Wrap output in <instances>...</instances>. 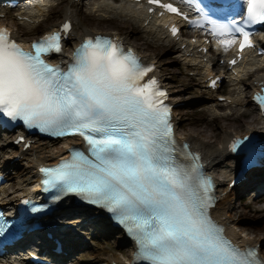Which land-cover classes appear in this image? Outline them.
Segmentation results:
<instances>
[{"label":"snow or ice","instance_id":"obj_1","mask_svg":"<svg viewBox=\"0 0 264 264\" xmlns=\"http://www.w3.org/2000/svg\"><path fill=\"white\" fill-rule=\"evenodd\" d=\"M182 2L195 5L197 19L171 3L147 0L205 28L225 51L237 42L241 53L252 48L246 29L264 25V0H205L204 7ZM70 30L65 21L25 51L0 28V114L53 137H81L86 146L72 149L55 168L40 169L44 190L106 209L135 241V259L146 264H264L255 249H241L211 218L212 181L202 174L200 157L187 144L177 145L168 95L155 77L145 79L153 66L101 36L86 37L66 70L48 63L49 54L63 51L61 32L66 38ZM170 31L176 36L179 29ZM255 100L264 110V96ZM230 150L247 152L254 161V149L242 140H233ZM10 227L0 214V236Z\"/></svg>","mask_w":264,"mask_h":264},{"label":"bare ground","instance_id":"obj_2","mask_svg":"<svg viewBox=\"0 0 264 264\" xmlns=\"http://www.w3.org/2000/svg\"><path fill=\"white\" fill-rule=\"evenodd\" d=\"M56 0H41L38 4L33 7L26 8L22 4L14 9L15 18H17V23H6L4 20L0 19V25H5L11 31V34L14 38L20 41L23 44H27L29 46L32 37L25 38L26 33H35L37 32L39 26L43 25L46 28V31H51L53 29H57L61 22L64 19H71L72 21V30L68 36V43L72 45H76L79 39L85 35H94L97 33L111 35L115 32L110 31L109 29H105L99 31L95 26H85L82 25V19L76 18V13L65 7L58 11L54 9L56 6ZM87 14L92 16L93 18H109L115 17L118 19H122L132 25H137V33H139L140 37H144L146 40L157 43H167L172 42L171 44L174 46L176 56L186 65H197L201 64L204 66V70L206 71L205 75H210L211 70L207 68L197 57L194 44L190 39L182 40L180 42L172 41L168 34L163 29V23L161 20L152 17L148 20L144 17V10L141 5H131L126 2L118 1L117 3L111 0H93L84 5ZM6 11V8H1L0 12ZM58 13L61 16L60 20H51L45 19L48 13ZM8 13V12H7ZM50 20V21H48ZM43 21H46V24H43ZM17 26L21 27V29L16 28ZM22 27L24 29H22ZM21 30V31H20ZM123 40H125L128 44H133L130 42V34L127 33H115ZM193 37V36H191ZM264 38V37H263ZM186 44V49L182 50L181 46ZM135 47V46H134ZM67 46H65V49ZM137 49V47H135ZM65 52H61L54 59V62L57 61H69L70 60V50ZM141 53V52H140ZM186 53H190L186 55ZM142 57L147 60L154 62L156 65V73L159 75L161 81L168 89L169 92V100L175 105L180 103L181 99L179 96V89H174L173 85L168 82L166 76L162 73V66L160 63L153 57L141 53ZM209 60L214 61L213 57L210 56ZM264 59L261 57L249 56L244 64L239 67H236V76H233L230 85L232 89L239 88V91L242 92L243 87L245 89H249L254 87V81L261 79L264 74L259 73L258 69L251 71L256 66H263ZM198 66V65H197ZM196 72V76L204 77L203 72ZM248 75V79L243 82L242 79L244 76ZM252 78L249 80V78ZM244 89V90H245ZM231 94V93H228ZM230 96V95H229ZM227 96V97H229ZM235 102V100H234ZM174 120L177 125L178 120L181 121V116H179V112L174 109ZM241 115H248L252 117V122L257 124L258 122L264 123V114L263 115H253V112L250 110H240ZM186 122H183V124ZM264 126V125H263ZM254 125L247 124L243 131L239 134L247 133L249 129H254ZM264 128V127H263ZM178 129V127H177ZM233 129H227L223 131V135L220 137L218 144H212V140L209 137L200 136L197 139V135H192L187 131L180 135V139H186L191 144V148L196 151L203 162L206 171H210L214 173L215 183L214 188L217 193L218 200L215 201L214 205L211 208L212 215L219 221L226 224V232L232 237L238 240L241 244L245 242L249 243H257L261 236H253L249 237L247 234H244L241 229L237 227V221L233 212L231 210L232 198L237 194V190L243 189L246 186H255V184L263 182L264 177L261 179H256L254 176L260 174L263 169L254 172L251 176H248L246 180L243 181L239 186H234L232 189L226 187L227 183L232 178V168L230 167V157L226 155L225 152V141H227L233 134H236ZM16 136H4L0 137V157L3 153L10 151V155H4L3 161L0 160V167L7 173V176L10 180L12 176L10 175V171L8 170L10 167H20L21 177L14 184L13 182H7L0 188V204L4 206L12 205L16 203L21 195L28 186L35 183L38 180L36 175V168L39 164L51 165L57 162L58 159L66 157L68 153L66 149L71 144H80V141L76 137H69L62 140L48 141V140H37L30 145V147L25 150L22 149V143L18 145H13L12 141ZM55 144V146H54ZM223 145V146H222ZM17 147V148H16ZM51 147H55L53 151L50 150ZM11 149V150H10ZM9 180V181H10ZM38 187L33 188L32 190H37ZM264 195L257 196L255 200L251 201V203H255V201H263ZM42 223L51 230L55 231L58 236H60L64 241H66L67 252L71 253L74 251L77 246L85 245L84 242L87 241L89 236H95L96 234L103 235H112L114 237L112 245H125L123 248L117 249L116 251H110L102 255L101 259L99 258L100 264H125L128 263L131 259V254L133 252L132 241L128 238L124 237L123 232L119 229L115 228L111 225L110 219H108L104 212L100 209H90L84 206H76L72 198H67L62 201L58 207L51 213L49 216L41 217L39 219ZM45 220V221H44ZM45 228L42 227L40 230L36 231L33 235V238L37 240L40 239L42 233H44ZM92 233V234H91ZM95 233V234H94ZM77 234H81V237H77ZM100 245H97L96 248H99ZM71 257V256H70ZM25 259V258H23ZM262 259L264 261V255H262ZM62 260V259H61ZM67 261H70L67 259ZM7 262V261H5ZM16 264H24L22 258L14 261ZM74 261L68 263L73 264ZM62 264H65L62 262Z\"/></svg>","mask_w":264,"mask_h":264},{"label":"rangeland","instance_id":"obj_3","mask_svg":"<svg viewBox=\"0 0 264 264\" xmlns=\"http://www.w3.org/2000/svg\"><path fill=\"white\" fill-rule=\"evenodd\" d=\"M68 7L76 13V18L82 19V25L95 26L99 31L109 29L110 31L117 33H127L130 34V42L133 46L143 53L155 58L162 66V73L166 76L168 82L173 85L174 89H179L180 103L177 102L176 111L179 112L181 116L177 123V131L179 135L184 132H188L192 135H197V139L200 136L209 137L212 140V144L219 145V139L223 135V131L227 129H233L234 132H241L244 130L245 125L252 124L258 126L261 124L258 122L255 124L252 122V117L246 115H241L240 110L247 109L253 112L255 115L256 111L252 110L249 104L240 107V105H235L230 107V105L215 106L212 102L211 96L202 88L201 79L194 75L193 72L198 69V66L194 65L186 66V63L181 61L175 54L174 46L171 43H157L146 40L144 37H140L137 33V25H132L122 19L118 18H93L85 10L83 5L74 3L71 0H58L54 9L60 11L61 9ZM61 12V11H60ZM13 12H10V16L6 14L5 18H1L6 23H17L12 17ZM79 17H78V16ZM60 15L56 12L50 17L51 20H60ZM50 21V20H48ZM47 22H43L46 24ZM42 26V25H41ZM44 27V26H42ZM16 28L21 29L17 26ZM22 29H24L22 27ZM41 29V28H40ZM21 31V30H20ZM36 36L32 33H26L25 38ZM223 92L233 94L232 98H236L238 101L246 102L247 98L244 97V93L235 92L232 87L227 84L224 86ZM222 92V93H223ZM212 107H216V112L212 111ZM183 122H186L183 124ZM55 146V144H54ZM55 147H51L50 150L53 151ZM4 153L5 154H8ZM3 157V156H2ZM0 157V160L4 159ZM20 167L16 166L11 169L13 184L20 179L21 173ZM262 196L264 195L261 194ZM260 196V195H259ZM256 197V196H255ZM254 196L251 194H246L244 197H238L234 195L232 198L231 210L237 221V227L243 229L242 232L247 234L249 237L261 236L259 241L260 254L264 255V228H258L264 225V201H255L251 203ZM261 219V220H258ZM254 224V225H253ZM92 234V233H91ZM95 234V233H94ZM85 245L79 250H77L72 257L71 261L73 264H100L99 258L102 255L109 253L110 251H116L119 248H123L125 245H112L114 237L112 235L96 234L95 236H89ZM100 245L99 248H96ZM114 247H117L115 249ZM70 261V262H71Z\"/></svg>","mask_w":264,"mask_h":264},{"label":"trees","instance_id":"obj_4","mask_svg":"<svg viewBox=\"0 0 264 264\" xmlns=\"http://www.w3.org/2000/svg\"><path fill=\"white\" fill-rule=\"evenodd\" d=\"M258 220H261V219H258ZM254 225V224H253ZM256 226L258 227V228H261V229H263L264 228V225H262V226H259V224L257 225L256 224Z\"/></svg>","mask_w":264,"mask_h":264}]
</instances>
